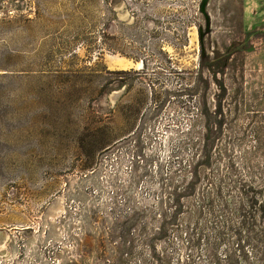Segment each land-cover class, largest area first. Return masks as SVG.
Masks as SVG:
<instances>
[{"label":"rangeland","instance_id":"rangeland-1","mask_svg":"<svg viewBox=\"0 0 264 264\" xmlns=\"http://www.w3.org/2000/svg\"><path fill=\"white\" fill-rule=\"evenodd\" d=\"M260 187L264 0H0V264H264Z\"/></svg>","mask_w":264,"mask_h":264},{"label":"trees","instance_id":"trees-1","mask_svg":"<svg viewBox=\"0 0 264 264\" xmlns=\"http://www.w3.org/2000/svg\"><path fill=\"white\" fill-rule=\"evenodd\" d=\"M256 189H258L257 190V193H258V192H262L264 190V187H260V188H256ZM259 207H260L261 211L264 213V202L263 201L260 203Z\"/></svg>","mask_w":264,"mask_h":264},{"label":"water","instance_id":"water-1","mask_svg":"<svg viewBox=\"0 0 264 264\" xmlns=\"http://www.w3.org/2000/svg\"><path fill=\"white\" fill-rule=\"evenodd\" d=\"M1 234H5L3 231H0Z\"/></svg>","mask_w":264,"mask_h":264},{"label":"bare ground","instance_id":"bare-ground-1","mask_svg":"<svg viewBox=\"0 0 264 264\" xmlns=\"http://www.w3.org/2000/svg\"><path fill=\"white\" fill-rule=\"evenodd\" d=\"M57 208H59V207H57ZM3 246V245H2ZM5 246V245H4Z\"/></svg>","mask_w":264,"mask_h":264}]
</instances>
